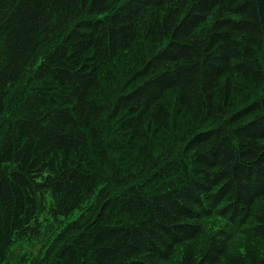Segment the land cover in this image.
Listing matches in <instances>:
<instances>
[{"label": "trees", "instance_id": "16d2710c", "mask_svg": "<svg viewBox=\"0 0 264 264\" xmlns=\"http://www.w3.org/2000/svg\"><path fill=\"white\" fill-rule=\"evenodd\" d=\"M0 264H264V0H0Z\"/></svg>", "mask_w": 264, "mask_h": 264}]
</instances>
